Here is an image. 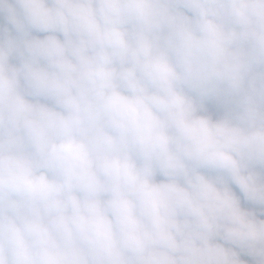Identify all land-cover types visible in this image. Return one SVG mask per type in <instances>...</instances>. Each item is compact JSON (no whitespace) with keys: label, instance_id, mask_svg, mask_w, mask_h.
Masks as SVG:
<instances>
[{"label":"clouds","instance_id":"1","mask_svg":"<svg viewBox=\"0 0 264 264\" xmlns=\"http://www.w3.org/2000/svg\"><path fill=\"white\" fill-rule=\"evenodd\" d=\"M0 264H264V0H0Z\"/></svg>","mask_w":264,"mask_h":264}]
</instances>
